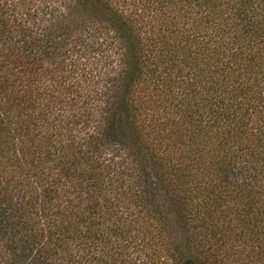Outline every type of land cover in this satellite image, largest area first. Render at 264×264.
Returning <instances> with one entry per match:
<instances>
[{"label":"trees","instance_id":"1","mask_svg":"<svg viewBox=\"0 0 264 264\" xmlns=\"http://www.w3.org/2000/svg\"><path fill=\"white\" fill-rule=\"evenodd\" d=\"M264 264V0H0V264Z\"/></svg>","mask_w":264,"mask_h":264},{"label":"water","instance_id":"2","mask_svg":"<svg viewBox=\"0 0 264 264\" xmlns=\"http://www.w3.org/2000/svg\"><path fill=\"white\" fill-rule=\"evenodd\" d=\"M185 264H194V263H192V262H190V261H187V262H185Z\"/></svg>","mask_w":264,"mask_h":264}]
</instances>
